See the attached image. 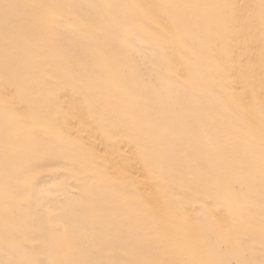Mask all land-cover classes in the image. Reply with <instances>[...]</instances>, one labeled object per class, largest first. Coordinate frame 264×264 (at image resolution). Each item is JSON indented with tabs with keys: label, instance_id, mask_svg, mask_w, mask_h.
Here are the masks:
<instances>
[{
	"label": "rangeland",
	"instance_id": "rangeland-1",
	"mask_svg": "<svg viewBox=\"0 0 264 264\" xmlns=\"http://www.w3.org/2000/svg\"><path fill=\"white\" fill-rule=\"evenodd\" d=\"M263 96L264 0H0V264H264Z\"/></svg>",
	"mask_w": 264,
	"mask_h": 264
},
{
	"label": "bare ground",
	"instance_id": "bare-ground-1",
	"mask_svg": "<svg viewBox=\"0 0 264 264\" xmlns=\"http://www.w3.org/2000/svg\"><path fill=\"white\" fill-rule=\"evenodd\" d=\"M255 3V2H254ZM245 77V76H244ZM264 97V96H263ZM94 119V118H93Z\"/></svg>",
	"mask_w": 264,
	"mask_h": 264
}]
</instances>
